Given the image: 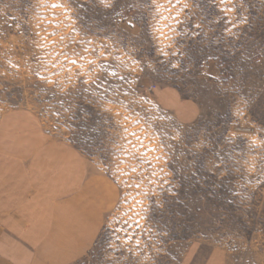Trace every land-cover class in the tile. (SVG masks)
I'll return each instance as SVG.
<instances>
[{"label": "rangeland", "instance_id": "obj_1", "mask_svg": "<svg viewBox=\"0 0 264 264\" xmlns=\"http://www.w3.org/2000/svg\"><path fill=\"white\" fill-rule=\"evenodd\" d=\"M51 163L102 205L98 262L264 264V0H0V164Z\"/></svg>", "mask_w": 264, "mask_h": 264}, {"label": "crops", "instance_id": "obj_2", "mask_svg": "<svg viewBox=\"0 0 264 264\" xmlns=\"http://www.w3.org/2000/svg\"><path fill=\"white\" fill-rule=\"evenodd\" d=\"M162 96L170 107L188 104L175 89ZM34 158L43 162V157ZM38 165L21 170L0 164V264H124V256L114 251H102L100 262L93 252L104 222L102 205L89 198L92 186L76 185L69 176L62 180L64 172L56 163L47 170H37ZM30 177L44 182L30 185ZM193 243L187 241L166 264H235L228 246L222 248L214 238Z\"/></svg>", "mask_w": 264, "mask_h": 264}, {"label": "snow or ice", "instance_id": "obj_3", "mask_svg": "<svg viewBox=\"0 0 264 264\" xmlns=\"http://www.w3.org/2000/svg\"><path fill=\"white\" fill-rule=\"evenodd\" d=\"M106 6H109V5H107V4H106ZM131 26H133V27H134V25H131Z\"/></svg>", "mask_w": 264, "mask_h": 264}]
</instances>
